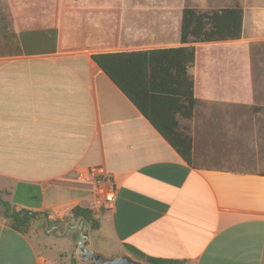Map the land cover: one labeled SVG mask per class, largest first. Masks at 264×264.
Instances as JSON below:
<instances>
[{
  "label": "crops",
  "instance_id": "crops-1",
  "mask_svg": "<svg viewBox=\"0 0 264 264\" xmlns=\"http://www.w3.org/2000/svg\"><path fill=\"white\" fill-rule=\"evenodd\" d=\"M69 1L60 20L41 11V25L52 29L24 32L10 0L0 4V196L50 218L92 207L100 220L93 235L114 257L131 247L145 263L264 264L256 103L239 100L238 85H224L228 74L206 68L193 117L179 118L192 139L188 164L92 59L180 47L184 7L176 19L172 0ZM261 13L254 9L253 18ZM248 35L244 13L242 38L227 43L249 44ZM109 39L115 49L103 48ZM80 44L88 49H65ZM92 167L113 181L110 210L93 205L84 180ZM0 264L54 263L28 231L0 220Z\"/></svg>",
  "mask_w": 264,
  "mask_h": 264
},
{
  "label": "trees",
  "instance_id": "trees-1",
  "mask_svg": "<svg viewBox=\"0 0 264 264\" xmlns=\"http://www.w3.org/2000/svg\"><path fill=\"white\" fill-rule=\"evenodd\" d=\"M19 31L52 29L42 26L41 19L60 20L72 7L69 0H10ZM43 11L42 18L40 17ZM244 10L229 7L210 12L186 7L182 13L181 46L131 52H104L92 54V59L111 81L127 96L151 125L188 163L191 162L192 139L180 130L179 118L191 119L202 90L207 68L204 46L198 44L238 41L243 34ZM117 43L108 40L103 48L115 49ZM88 49L85 45H72L65 49ZM0 205L11 209L8 216L15 219L13 227L27 232L33 219L21 215L9 203ZM92 208L76 206L71 217H84L95 232L100 229V220ZM48 215V214H47ZM49 216V215H48ZM129 251L138 256L134 248ZM76 261V260H75ZM149 264H183L182 261L147 258Z\"/></svg>",
  "mask_w": 264,
  "mask_h": 264
},
{
  "label": "rangeland",
  "instance_id": "rangeland-1",
  "mask_svg": "<svg viewBox=\"0 0 264 264\" xmlns=\"http://www.w3.org/2000/svg\"><path fill=\"white\" fill-rule=\"evenodd\" d=\"M169 2V4H174L176 19H178V14L183 7H193L205 12L235 6H239L244 10L246 33L250 35V37H247L249 38V44L214 43L205 50L206 62L208 69L228 74V76L222 78L224 85L235 84L239 86V92L234 94L239 96V100L256 103L258 108L255 110V114H257L254 115L255 127L260 129L259 132L264 135V13L260 14L259 21L253 18L254 9H264V0H172V3ZM0 4L6 5L7 2L6 0H0ZM0 197L3 202L10 204V198ZM92 210L96 218L95 210L93 208ZM11 213V209L7 212V208L0 205V220H6L13 224L15 219L8 216ZM48 218L49 228L54 226L64 228L65 224L74 217L69 216L60 219L48 216ZM46 226L47 223L44 218L38 219L36 217H33L27 225V231L38 251L47 257L49 261L52 260L54 264H80L74 255L76 245L71 236L69 234H58L56 231H46ZM94 240L99 249L115 256V252L107 247L98 233L94 234Z\"/></svg>",
  "mask_w": 264,
  "mask_h": 264
},
{
  "label": "water",
  "instance_id": "water-1",
  "mask_svg": "<svg viewBox=\"0 0 264 264\" xmlns=\"http://www.w3.org/2000/svg\"><path fill=\"white\" fill-rule=\"evenodd\" d=\"M36 217L38 219L44 218L47 226L46 231H57L58 234L69 233L72 241L76 245L74 255L80 264H149L134 257L129 252H123L120 256L114 257L99 249L95 245L93 230L84 217H75L70 222L65 224L63 230L60 226L50 227L49 218L46 213H36L25 211L20 217L24 221L26 216Z\"/></svg>",
  "mask_w": 264,
  "mask_h": 264
},
{
  "label": "built area",
  "instance_id": "built-area-1",
  "mask_svg": "<svg viewBox=\"0 0 264 264\" xmlns=\"http://www.w3.org/2000/svg\"><path fill=\"white\" fill-rule=\"evenodd\" d=\"M84 180L92 186L93 205L110 210L114 207L117 194L113 181L107 176L102 167L89 168L84 173Z\"/></svg>",
  "mask_w": 264,
  "mask_h": 264
},
{
  "label": "flooded vegetation",
  "instance_id": "flooded-vegetation-1",
  "mask_svg": "<svg viewBox=\"0 0 264 264\" xmlns=\"http://www.w3.org/2000/svg\"><path fill=\"white\" fill-rule=\"evenodd\" d=\"M75 218V217H74ZM63 230L65 229V226L64 228H62ZM57 232V231H56ZM70 233H75L74 231H69ZM69 232H67L66 234H69Z\"/></svg>",
  "mask_w": 264,
  "mask_h": 264
}]
</instances>
